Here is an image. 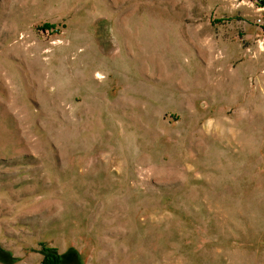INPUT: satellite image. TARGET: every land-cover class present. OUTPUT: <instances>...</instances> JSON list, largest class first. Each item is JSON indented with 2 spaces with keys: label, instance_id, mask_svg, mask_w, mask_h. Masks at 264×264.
Returning a JSON list of instances; mask_svg holds the SVG:
<instances>
[{
  "label": "rangeland",
  "instance_id": "1",
  "mask_svg": "<svg viewBox=\"0 0 264 264\" xmlns=\"http://www.w3.org/2000/svg\"><path fill=\"white\" fill-rule=\"evenodd\" d=\"M44 247L264 264V0H0V264Z\"/></svg>",
  "mask_w": 264,
  "mask_h": 264
},
{
  "label": "trees",
  "instance_id": "2",
  "mask_svg": "<svg viewBox=\"0 0 264 264\" xmlns=\"http://www.w3.org/2000/svg\"><path fill=\"white\" fill-rule=\"evenodd\" d=\"M261 1V0H260ZM45 28L52 27V25L44 24ZM3 249L0 248V252H2ZM44 256L42 258L41 264H60L62 255L59 253H56V249L53 247H44Z\"/></svg>",
  "mask_w": 264,
  "mask_h": 264
}]
</instances>
